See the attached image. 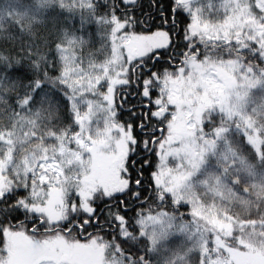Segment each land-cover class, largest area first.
I'll use <instances>...</instances> for the list:
<instances>
[{"label":"snow or ice","instance_id":"snow-or-ice-1","mask_svg":"<svg viewBox=\"0 0 264 264\" xmlns=\"http://www.w3.org/2000/svg\"><path fill=\"white\" fill-rule=\"evenodd\" d=\"M91 8L106 26L104 59L65 68L59 99L42 95L47 107L29 121L33 137L42 112L51 121L62 110L67 124L20 160L24 141L0 131V264H160L162 250L163 264H185L193 250L199 264H264V217L230 208L254 174L245 146L264 165V124L247 111L264 70L245 63L264 58V0ZM177 237L191 247L170 249Z\"/></svg>","mask_w":264,"mask_h":264},{"label":"trees","instance_id":"trees-1","mask_svg":"<svg viewBox=\"0 0 264 264\" xmlns=\"http://www.w3.org/2000/svg\"><path fill=\"white\" fill-rule=\"evenodd\" d=\"M140 3L146 6L148 0H140ZM92 4H95L97 16L104 12L105 0H89V4L84 8L50 0H47V3H42V0H0V131L11 130L15 134L13 139L24 141L16 145L17 160L22 159L26 152L40 143L42 133L67 124V121L63 120L62 110L55 113L58 118H53L51 121L48 119V113L42 112L43 119L38 120L40 127L33 137V128L29 123L36 119V109L47 107V100L43 105L40 103L42 95L47 93L55 102L59 99L57 94L63 91L57 80L63 71L58 49L71 35L80 37L83 35L85 40L89 41L81 45L80 51L83 55L93 58L105 56L100 34L106 31V26L102 23L98 25L93 19ZM143 10L148 9L144 7ZM135 30L141 31L142 28ZM249 62L258 70H264V58L249 56L245 59V63ZM36 64L39 66L38 73L33 67ZM25 72L28 75H25ZM45 74L47 80L43 88L36 93L33 104L22 108L21 102L26 103L25 94L30 93L35 87L37 79L44 80ZM116 103H120L119 97ZM247 111L258 124H264V84L249 90ZM47 142L52 143V141ZM249 153L250 149L245 146L244 154L255 166L254 174L245 184L240 185L241 189L247 186V192L238 193V198L230 202V208L234 215L242 219L259 221L264 217V165L258 162L254 154L249 155ZM136 207L148 208V205L137 204ZM159 207L172 210L167 205ZM22 219V216L16 217V220ZM185 219L189 218L185 217ZM26 226L31 228V224ZM110 236L109 233L106 238ZM0 244H2V236H0ZM168 247L170 249L179 247L183 250L191 247V244L183 237H177L169 242ZM169 255V252L162 250L158 257H153V260L163 264V257ZM199 259L198 251L193 250L186 258L185 264H199Z\"/></svg>","mask_w":264,"mask_h":264},{"label":"rangeland","instance_id":"rangeland-1","mask_svg":"<svg viewBox=\"0 0 264 264\" xmlns=\"http://www.w3.org/2000/svg\"><path fill=\"white\" fill-rule=\"evenodd\" d=\"M54 2H58L61 4H67L70 6H76L79 8H84L89 4V0H50ZM80 36L78 35H71L69 39L58 49V55L62 62L63 70L65 68H71L75 66L78 68L82 62L83 67L87 70L88 64L90 61L100 62L104 59L101 58H93L90 56H85L80 51L81 43L79 42Z\"/></svg>","mask_w":264,"mask_h":264}]
</instances>
